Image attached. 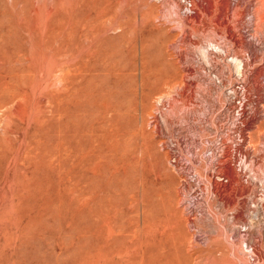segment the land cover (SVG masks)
I'll use <instances>...</instances> for the list:
<instances>
[{
    "label": "rangeland",
    "instance_id": "374dc122",
    "mask_svg": "<svg viewBox=\"0 0 264 264\" xmlns=\"http://www.w3.org/2000/svg\"><path fill=\"white\" fill-rule=\"evenodd\" d=\"M176 1L0 0V264H264V0ZM81 63L126 135L96 173L58 114Z\"/></svg>",
    "mask_w": 264,
    "mask_h": 264
},
{
    "label": "bare ground",
    "instance_id": "6f19581e",
    "mask_svg": "<svg viewBox=\"0 0 264 264\" xmlns=\"http://www.w3.org/2000/svg\"><path fill=\"white\" fill-rule=\"evenodd\" d=\"M74 1V0H73ZM121 1V0H120ZM171 1L174 5L173 6H178V2L176 0H169ZM80 2V1H79ZM84 3V0H82ZM117 2V1H116ZM154 3V2H153ZM171 3V4H172ZM228 3V2H225ZM226 5V6H225ZM224 5V12H227V9L229 8L227 4ZM148 6V5H147ZM160 7V5H158ZM172 6V7H173ZM58 7V6H57ZM179 7V6H178ZM176 7V9L178 8ZM158 8V7H157ZM175 8V7H173ZM159 9V8H158ZM157 9V10H158ZM93 11V9H91ZM90 10V12H91ZM155 11V10H154ZM174 11V10H173ZM102 12V11H101ZM176 12V11H175ZM174 12V13H175ZM89 13V10L86 12V14ZM163 13V12H162ZM73 14V13H72ZM156 15V14H155ZM162 15V14H161ZM241 15V14H240ZM163 16V15H162ZM72 17V15H71ZM88 17V16H87ZM184 17V16H183ZM194 17V16H191ZM80 18H82L80 16ZM140 18V17H139ZM142 18V17H141ZM185 18V17H184ZM187 18V17H186ZM185 18V19H186ZM189 18V17H188ZM187 18V20H188ZM57 19V18H56ZM165 19V18H164ZM184 19V20H185ZM75 20V19H73ZM80 22L76 24V27L74 26L71 30V34L73 37L72 40L76 42V37L81 35L83 33V27L81 26L80 28L78 27V24L85 25L87 19L83 17L82 19L79 20ZM104 21V19H103ZM182 21V20H180ZM125 22V21H124ZM186 22V21H184ZM59 23V22H58ZM73 23V22H72ZM89 24V23H88ZM94 24V23H93ZM96 24V23H95ZM120 24V23H119ZM137 25V24H136ZM67 26V25H66ZM72 25H70L71 27ZM91 26V25H90ZM116 26V25H115ZM118 26V25H117ZM172 26V25H171ZM69 27V28H70ZM87 27V26H86ZM179 27V26H178ZM233 27V26H232ZM92 28V27H91ZM107 29V28H106ZM113 29V28H112ZM115 30V28L113 29ZM235 30V29H234ZM67 31V30H66ZM107 31V30H106ZM57 32V31H56ZM68 32H70L68 30ZM67 32V33H68ZM94 32V31H93ZM93 32L91 33L93 35ZM111 32V31H110ZM86 33V32H85ZM96 33V32H95ZM94 33V34H95ZM128 35V34H127ZM237 35V34H236ZM84 36V35H83ZM86 36V35H85ZM65 37V36H63ZM69 37V36H67ZM69 37V38H70ZM230 37H233V32L230 30ZM85 38V37H84ZM55 39V38H54ZM62 39V38H61ZM87 39V38H86ZM90 39V38H89ZM234 39V38H233ZM236 39V37H235ZM233 40V42H237L239 47L245 49L248 53V57L251 59V55H253V50L250 48V43H246L245 40L242 38L237 37V40ZM70 40V41H72ZM84 40V39H83ZM55 40H53L54 42ZM170 44V43H169ZM55 45V44H54ZM70 46V45H69ZM173 45H171L172 47ZM170 49V48H169ZM174 49V48H173ZM174 51V50H172ZM204 51V50H203ZM176 53V52H175ZM246 54V53H245ZM237 55V54H236ZM107 56V55H106ZM239 58V57H238ZM232 59V58H231ZM237 60V58H235ZM242 61V69L243 65L246 66L247 64V58L244 59V55L240 57ZM235 60V61H236ZM81 62V61H79ZM78 64L80 65V63ZM239 62V61H238ZM237 62V63H238ZM241 63V62H240ZM246 63V64H245ZM77 64V65H78ZM82 65L79 67L78 65V73L72 77V82L73 86L69 87L64 91L63 95L60 98V107L58 114L65 116V122L63 124L68 126V135L70 139L68 140V148H69V155H72L73 158H76L74 160H77L79 164L82 166L83 170H87L93 173H96L97 171L100 170V168L105 164L106 158L109 156H113L116 154L115 151L118 148V143L120 141L125 143L126 139L125 136L122 134L121 130L122 128L119 127L115 131L113 129L112 125L109 124L110 120L106 117H104L103 113L106 114L109 112V109L111 108L108 106L106 100L104 99L106 96L103 95V92L105 91V88L103 89L101 83L99 82L98 76L99 74L97 71L100 69L98 64L92 63L90 65L81 63ZM239 65V64H238ZM248 66V65H247ZM239 68V67H238ZM241 69V68H240ZM241 69V70H242ZM189 70V69H188ZM246 71V70H245ZM61 72V71H60ZM73 72V71H72ZM240 72V70H239ZM244 72V70H243ZM64 73V72H63ZM74 73V72H73ZM55 74H57L55 72ZM55 74H53V78L55 79ZM60 75V73H58ZM247 74V73H246ZM57 75V76H59ZM243 75V73H242ZM245 76V75H244ZM250 76V75H249ZM58 78V77H57ZM61 78V77H60ZM245 79V78H244ZM56 80V79H55ZM58 81H56L57 83ZM187 82V81H185ZM59 83V82H58ZM57 85H60V83ZM68 83V82H67ZM187 83H193L192 81H189ZM56 85V84H55ZM66 85V84H65ZM5 86V85H4ZM53 86V85H52ZM67 86V85H66ZM102 86V87H101ZM165 86V85H164ZM1 88V87H0ZM137 90V89H136ZM108 93V92H104ZM136 93V92H135ZM59 98V97H58ZM57 98V99H58ZM101 98V99H99ZM56 99V100H57ZM98 99L101 102H98ZM64 101V104L62 103L63 106H61V102ZM58 103V102H57ZM111 104V103H110ZM118 106V105H117ZM99 110V113L97 115V120L91 121L90 116L92 114V111L94 110ZM122 110V109H121ZM117 108H112V113L115 114L117 112ZM120 111V110H119ZM124 112V111H123ZM120 113V112H119ZM125 113V112H124ZM108 114V113H107ZM126 114V113H125ZM112 115V114H111ZM58 117V116H57ZM89 120L92 122L90 123ZM108 121L107 124L102 125L103 122ZM112 121V120H111ZM56 123V122H55ZM54 124V122H52ZM56 129V128H55ZM58 129V128H57ZM139 129V128H138ZM130 134V133H129ZM143 136V135H142ZM128 137V136H127ZM126 137V138H127ZM119 138V141H118ZM129 140V139H128ZM133 142V141H132ZM121 144V145H122ZM132 144V143H131ZM139 144V143H138ZM131 146V145H130ZM133 146V145H132ZM131 146V147H132ZM134 147V146H133ZM132 147V148H133ZM67 148V149H68ZM139 148V147H138ZM132 149H129L128 151L131 152ZM122 151V150H121ZM67 153V152H66ZM121 153V152H120ZM128 153V152H127ZM129 154V153H128ZM119 156V155H118ZM124 156V155H123ZM116 157V156H115ZM69 158H71L69 156ZM66 159V158H65ZM63 159V160H65ZM68 159V158H67ZM118 160V159H117ZM123 160V159H122ZM112 161V160H111ZM125 164L129 166V162L126 160ZM130 161V160H129ZM68 163V160H67ZM113 166L115 168L118 167V164L113 162ZM123 163V162H121ZM126 166V165H125ZM78 168V167H77ZM105 168V167H104ZM227 172L229 173V181L232 185V183H238L240 184V176L237 170H235L231 166H227ZM114 172V171H113ZM147 174V173H146ZM125 175V172H124ZM228 176V175H227ZM120 177V176H119ZM119 180V179H118ZM237 184V185H238ZM242 184V183H241ZM240 184V185H241ZM243 185V184H242ZM239 186V185H238ZM237 186V187H238ZM232 187V186H231ZM242 187V186H241ZM119 188V187H118ZM234 188V187H233ZM239 188V187H238ZM244 188V187H243ZM131 190V189H130ZM247 190V189H246ZM126 191V190H125ZM129 193V192H128ZM127 193V194H128ZM144 193L143 189V177L141 174H139L138 177L135 178V188H134V193L132 194V198L135 202V210H136V216L145 217L146 211L143 208L142 204V196ZM120 194V193H119ZM236 200V199H235ZM141 203V204H140ZM141 205V206H140ZM239 216V215H238ZM241 216V215H240ZM243 216V215H242ZM188 218V217H187ZM236 218V217H235ZM242 218V217H240ZM237 219V218H236ZM146 220V219H145ZM160 232V231H159ZM161 234V241L165 238H167L165 234V229L164 226L162 227V230L160 232ZM191 234V233H190ZM195 234V233H194ZM190 239V240H189ZM189 242L190 245L193 244L192 237H189ZM194 245V244H193ZM189 246V245H188ZM190 248V247H189ZM165 259H167L166 255L164 256ZM149 259L151 260L152 258Z\"/></svg>",
    "mask_w": 264,
    "mask_h": 264
}]
</instances>
